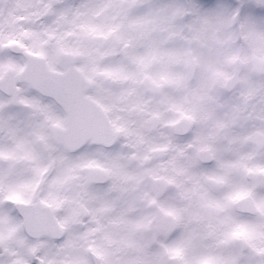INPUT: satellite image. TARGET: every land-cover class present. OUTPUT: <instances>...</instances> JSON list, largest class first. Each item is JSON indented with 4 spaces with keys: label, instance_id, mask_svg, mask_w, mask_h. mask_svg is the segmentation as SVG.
Here are the masks:
<instances>
[{
    "label": "clouds",
    "instance_id": "1",
    "mask_svg": "<svg viewBox=\"0 0 264 264\" xmlns=\"http://www.w3.org/2000/svg\"><path fill=\"white\" fill-rule=\"evenodd\" d=\"M0 264H264V0H0Z\"/></svg>",
    "mask_w": 264,
    "mask_h": 264
}]
</instances>
